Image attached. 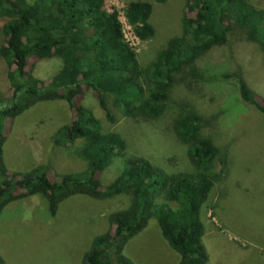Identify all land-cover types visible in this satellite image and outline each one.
<instances>
[{
	"label": "trees",
	"instance_id": "16d2710c",
	"mask_svg": "<svg viewBox=\"0 0 264 264\" xmlns=\"http://www.w3.org/2000/svg\"><path fill=\"white\" fill-rule=\"evenodd\" d=\"M185 1L181 34L170 38L155 59L141 67L124 38L117 11L107 10L105 0H0V17L5 19L0 56L9 83V92H0V213L9 203L38 194L46 198L51 215L61 201L76 194L129 197L125 208L109 215L110 229L92 239L82 264H133L123 253L124 246L152 216L179 254L176 264L207 262L200 209L217 175L208 171L215 148L202 131V117L187 106L173 122L176 136L186 144L193 173L169 174L138 156L127 159L120 175L102 185L101 172L126 144L118 133L102 132L92 109L95 104L113 121L105 99L110 95L125 116H160L176 75L190 67L188 76L201 77L193 67L197 59L226 43L232 31L264 52V9L255 8L250 0ZM151 9L148 0L130 1L125 7L126 21L139 40L154 35ZM51 57L61 59L62 66L50 79L35 77L28 69L30 59ZM232 77L242 100L264 113V101L243 77L238 73ZM56 99L67 102L73 118L57 128L53 142L67 146L82 140L76 153L86 167L59 178L45 166L10 172L3 156L6 120L39 101Z\"/></svg>",
	"mask_w": 264,
	"mask_h": 264
},
{
	"label": "rangeland",
	"instance_id": "374dc122",
	"mask_svg": "<svg viewBox=\"0 0 264 264\" xmlns=\"http://www.w3.org/2000/svg\"><path fill=\"white\" fill-rule=\"evenodd\" d=\"M130 1L134 0H105V8L117 11L125 37L140 66L145 67L170 38L181 34L186 1L148 0L154 35L144 41L137 40L125 24L124 10ZM250 2L264 9V0ZM4 21L0 17V46ZM61 66L57 57L32 58L28 69L35 77L48 80ZM193 67L202 76H188L190 67L176 75L165 109L158 117L125 116L120 105L107 95V108L113 117L109 121L94 104L92 109L102 132H116L126 144L101 172V183L112 182L120 175L124 162L138 156L169 174L193 173L186 144L173 130L174 120L187 106L191 107L202 117V131L215 148L208 171L217 178L200 209L202 244L208 257L205 264H264V113L242 100L232 77L238 73L264 101V52L257 43L232 31L226 43L201 56ZM0 92H9L7 65L1 56ZM86 102H91L90 98ZM72 118L67 102L56 99L39 101L7 119L3 156L8 170L26 172L45 166L57 178L83 170L86 161L76 153L82 140L60 146L52 139L57 128ZM128 203L125 194L106 198L76 194L61 201L51 215L42 195L15 200L0 213L2 264H82L92 239L110 229L109 215ZM170 205L176 207L175 203ZM123 253L133 264H176L179 260L154 216L127 241Z\"/></svg>",
	"mask_w": 264,
	"mask_h": 264
},
{
	"label": "built area",
	"instance_id": "2783aa9c",
	"mask_svg": "<svg viewBox=\"0 0 264 264\" xmlns=\"http://www.w3.org/2000/svg\"><path fill=\"white\" fill-rule=\"evenodd\" d=\"M118 17H119V14H118ZM123 17H124V19H125V24L127 25L128 30L132 33V35H133L137 40H139V39L133 34L132 29H131L130 25L127 23L125 16H123ZM119 20H120V17H119ZM120 22H121V20H120ZM121 23H122V22H121ZM122 30H123L124 38H125L126 42L129 44V42L127 41V39H126V37H125V34H124L123 24H122ZM129 46H130V44H129ZM130 47H131V46H130ZM131 48H132V47H131ZM132 49H133V48H132Z\"/></svg>",
	"mask_w": 264,
	"mask_h": 264
}]
</instances>
